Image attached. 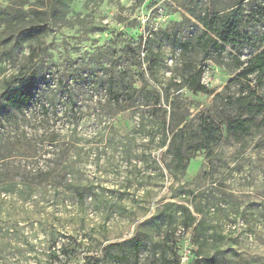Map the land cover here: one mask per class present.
<instances>
[{
    "label": "rangeland",
    "instance_id": "obj_1",
    "mask_svg": "<svg viewBox=\"0 0 264 264\" xmlns=\"http://www.w3.org/2000/svg\"><path fill=\"white\" fill-rule=\"evenodd\" d=\"M36 3L0 0L20 16L0 19V96L37 79L2 114L0 264H135V238L137 264H264V116L233 105L264 99L238 80L264 51V0H67L49 20ZM239 4L253 45L205 51L201 19Z\"/></svg>",
    "mask_w": 264,
    "mask_h": 264
},
{
    "label": "trees",
    "instance_id": "obj_2",
    "mask_svg": "<svg viewBox=\"0 0 264 264\" xmlns=\"http://www.w3.org/2000/svg\"><path fill=\"white\" fill-rule=\"evenodd\" d=\"M37 5L45 8L43 14L48 15L47 19L55 18L60 15L66 6L67 0H35ZM244 2V1H243ZM18 9L12 7L9 11L0 10V19L5 18L16 19L19 18ZM201 23L206 32L205 38L202 39L201 46L207 52H214L215 54H221L225 51L226 47H244L245 45H253V40L247 32L242 30L244 24V9L242 4L233 7L232 10L226 14L219 15L215 13L206 14L202 19ZM40 26V25H38ZM37 26L28 28V35L34 36ZM34 55V51L32 52ZM202 71H198L194 77L191 78L189 84L191 89L196 92H203L206 94H213L212 91L208 90L207 87L200 82ZM254 77L257 81H264V51L254 56L248 64L239 72L238 80L244 81L249 87V82H252ZM37 92V79L34 75H26L23 71L14 84L8 83L5 90L0 96V128L3 124L2 114L10 109L21 110L24 107L34 103ZM232 100L231 97H229ZM233 105H238L241 109H246L248 114L254 116H264V99L258 98L256 91H250L246 95H241L233 102ZM231 130L235 134L247 133L249 130L248 125L244 120L235 119L228 123ZM227 126V127H228ZM182 132V131H180ZM208 140H212L215 133L211 130L206 131ZM179 133L175 134L172 138V146L175 149V159L178 164L183 162V153L180 147H176V141ZM212 136V137H211ZM122 244H132L135 256V264L139 260V255L143 247V242L140 239H133L126 241ZM121 244L113 245L114 247L120 246ZM87 264V263H86ZM89 264V262H88ZM160 264H179L177 253L172 252V258L168 259L165 256L160 260ZM193 264H217L215 259L209 261H202L201 259H195Z\"/></svg>",
    "mask_w": 264,
    "mask_h": 264
}]
</instances>
